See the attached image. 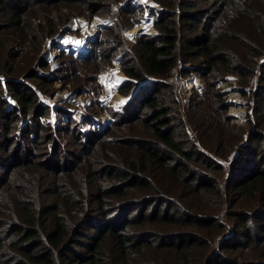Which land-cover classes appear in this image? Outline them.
<instances>
[{"label": "trees", "instance_id": "1", "mask_svg": "<svg viewBox=\"0 0 264 264\" xmlns=\"http://www.w3.org/2000/svg\"><path fill=\"white\" fill-rule=\"evenodd\" d=\"M122 1L0 0V75L5 78L0 117L6 122L0 124L6 133L0 155L6 153L4 142L13 144L11 133L23 138L15 141L16 159L0 180V264H264V0H153L161 7L153 22L157 34L141 35L125 50L122 72L131 81H159L160 88L169 89L170 102L156 86L138 95L135 108L113 111L108 128L82 136L74 126L71 132L78 137L69 138L83 153L74 167L37 161L35 152L47 153L53 138L50 126L36 121L21 132L22 120L46 109L31 87L20 89L27 87L26 78L43 80L31 69L44 41L70 17L107 16ZM128 8L109 18L90 41L93 49L77 61H102L103 67L112 62L122 46V29L141 11ZM173 69L202 80L200 92L184 106L165 82ZM228 74L246 98L243 125L231 122L225 93L217 88ZM20 76L23 81L15 86L13 79ZM9 100L14 111L7 108ZM30 131L33 151L24 144ZM109 144L130 152L120 159L103 154L99 147ZM23 146L29 160L20 155ZM20 169L24 174L18 171L9 182ZM70 171L67 182L59 178ZM46 177L50 186L45 188L38 180L44 185ZM112 203H140L142 210L104 222ZM66 206L72 210L68 215ZM94 213L103 225H91L86 234L78 230L79 221L71 222L81 219L83 225Z\"/></svg>", "mask_w": 264, "mask_h": 264}, {"label": "rangeland", "instance_id": "2", "mask_svg": "<svg viewBox=\"0 0 264 264\" xmlns=\"http://www.w3.org/2000/svg\"><path fill=\"white\" fill-rule=\"evenodd\" d=\"M127 1L128 0H125L115 4V6L111 7V12L108 13L107 16L94 17L92 19H87L82 16L70 17L67 22L61 25L57 34L51 38H47L42 44L41 50L36 59L37 65H35L31 70L33 71L34 76L36 73L41 74L43 80L34 81L32 78H26L25 84L27 87H20V89L23 90L31 87L33 91L36 92L35 94L39 103L43 108H46L45 110L40 109L42 115H39L37 118H32L28 121L22 120L19 123L21 132L23 128L26 127V124L33 125L36 121L40 122V124L48 125L50 126L51 130H54L52 135L53 138L48 142V146L45 148L47 153H42L41 151L35 152L38 162H43L46 165L48 161H50L53 164H60L65 167L72 165V167H74L80 158L82 160L81 155H83V153H81V148L79 146L75 149L73 146L75 142L69 138L70 134H73L76 140V135L78 137V134L83 136L85 133L110 127V125L115 121L114 117H116L115 115L112 116L111 113L113 111L116 114H119L123 113L122 108H135L137 105H139V100L141 99L138 97V95L144 89L145 91L142 93L143 96L148 94L150 90L156 86H159L160 88V84H157L160 82L157 80L147 78L142 82L131 81L122 72V65L124 64L123 54L125 50H129L141 35L155 36L157 34L153 22L161 10L159 4L153 0ZM127 7H129V10L131 8H140L141 11H138L136 17L132 18V24L130 26L122 29V46L116 47V53L112 56V62L103 67V64L105 63H102V61L97 63H94L95 61H77L80 57L85 55L87 51L93 49L90 41H92L96 35L99 34L102 27L108 25L109 18L115 15V13L120 8L125 9ZM35 23H37V21H35ZM131 30H133V33H130ZM63 41H67L70 44L65 46L62 44ZM48 48H50V51H47ZM51 52L56 55V70L50 68L49 63L46 61ZM21 60L22 54L17 59H15L14 63H18ZM45 62L47 63L46 69L43 67ZM262 62L263 59L260 60V63ZM21 77L22 76L13 79V81L17 82L14 83L15 86H19L22 83L23 80L20 79ZM4 80L0 81V84L3 85L5 82ZM165 82L170 85L169 87L170 90L171 88L173 90L174 98H176L181 106L187 104L189 96H191L194 92L199 93L200 87L202 86V80L197 74L192 73L189 76H180L179 69H173L171 76ZM37 83L41 84L37 86ZM122 88H124L126 92H121L120 89ZM217 88L219 91L225 93L224 98L229 106L227 115L232 117L231 122L238 125L245 124V117L248 112L246 108V98L242 97L238 90H236L235 76L230 74L226 75V80L219 81ZM160 89L161 91L164 90L162 89V86ZM134 93H136L134 95L135 97L133 96ZM163 94L166 102H170L168 100L169 89L164 90ZM132 96L134 98L131 99ZM7 108L9 111L15 110L14 102L12 100L8 101ZM137 111L138 110L135 109L132 112ZM129 117H131V115L128 114V116L125 115L123 118L125 120ZM65 118L70 119L72 123L74 122V124L68 126ZM5 123L6 122L0 117V124ZM133 125H136V130L141 129L139 123ZM74 126H76V131L79 132L76 135L74 132H71L74 131ZM29 129L34 130V128L30 127ZM66 129L69 130L66 131ZM175 131L178 130L175 128ZM17 132L11 133L9 135L13 136L11 140L13 143L12 145L6 146L5 143L7 142L3 143L6 153H2L0 155V180L8 177H5V175L10 169L12 161L16 159V156L13 154L14 145L16 144L15 141L22 140L23 142V138L19 136ZM57 133L60 134V136L55 135ZM34 134L32 131H30L28 138L31 140H28V138L24 140L26 147H30H27V149H30L31 151H33L31 148L34 145L31 143V141L35 142ZM5 136L6 133L2 132L0 129V138H6ZM178 136L179 134L174 136L177 141H179ZM40 137L42 136L40 135ZM39 139L37 142H40ZM180 140H182V135ZM184 147L187 148L186 145ZM99 148L101 152H104L103 154L108 153V156L114 155L119 159L122 154H128L130 152V149L128 148H112L110 144L106 147L100 146ZM51 149V154H48ZM54 154H57V156L53 159H50L51 157H54ZM20 155H23L24 159H30V155L28 152H25L24 146L21 147ZM8 156H10V161H7L9 158ZM82 162H79V164ZM53 167H55V165ZM18 171L20 175L24 174L23 169L13 172L11 178L8 180L9 182H12L15 178H18L16 176ZM71 172L72 171L68 172L66 175L59 174V178L62 181L67 182L71 178ZM49 178L50 177H46V184L44 185L42 184L40 178L38 183H40V185L44 186L45 188L49 187ZM103 185L108 187L106 183ZM47 191L49 192V190ZM45 198L46 200L49 199V195H47ZM115 206L116 203L108 205V208L106 209L108 212L104 222L117 218L123 219L137 216L142 210V204L140 203H135V205L128 203L122 207ZM146 209L149 210V205H147ZM71 211L72 210L68 209L66 206V215L71 213ZM89 216L83 222V225L81 224V219H74L71 222L79 221L78 230L84 232L85 234L87 232H91V225H103V221L99 219L101 218L99 213H94L93 216ZM224 235L227 236L228 234L224 233ZM81 240L83 241L84 239ZM77 250L83 254L85 253L84 249L77 248Z\"/></svg>", "mask_w": 264, "mask_h": 264}, {"label": "built area", "instance_id": "3", "mask_svg": "<svg viewBox=\"0 0 264 264\" xmlns=\"http://www.w3.org/2000/svg\"><path fill=\"white\" fill-rule=\"evenodd\" d=\"M49 49L50 48H48L47 51H50ZM46 61L49 63L50 68H52L53 70H56L57 69V67H55V65L57 63L56 62V55L53 52L50 53V56L47 58ZM3 80H4L3 76L0 75V81H3Z\"/></svg>", "mask_w": 264, "mask_h": 264}, {"label": "bare ground", "instance_id": "4", "mask_svg": "<svg viewBox=\"0 0 264 264\" xmlns=\"http://www.w3.org/2000/svg\"><path fill=\"white\" fill-rule=\"evenodd\" d=\"M97 25H98V24H97ZM97 25H95V26H97ZM130 33H133V30H131ZM80 43H81V42H80ZM62 44H64V45L66 46V45H68V44H70V43H68L67 41H65V42L63 41ZM77 46H78V45H77ZM77 48H78V47H77Z\"/></svg>", "mask_w": 264, "mask_h": 264}, {"label": "water", "instance_id": "5", "mask_svg": "<svg viewBox=\"0 0 264 264\" xmlns=\"http://www.w3.org/2000/svg\"><path fill=\"white\" fill-rule=\"evenodd\" d=\"M99 27H101V26H99Z\"/></svg>", "mask_w": 264, "mask_h": 264}]
</instances>
